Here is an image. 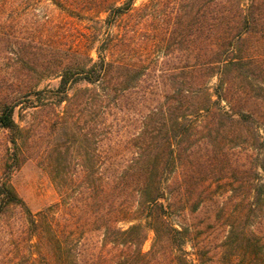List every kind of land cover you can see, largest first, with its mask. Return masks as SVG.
Masks as SVG:
<instances>
[{
    "label": "trees",
    "instance_id": "1",
    "mask_svg": "<svg viewBox=\"0 0 264 264\" xmlns=\"http://www.w3.org/2000/svg\"><path fill=\"white\" fill-rule=\"evenodd\" d=\"M30 1L0 0V264H264V0H185L177 33L181 0H47L77 46ZM38 113L90 157L44 156L60 200L34 213L10 178Z\"/></svg>",
    "mask_w": 264,
    "mask_h": 264
},
{
    "label": "rangeland",
    "instance_id": "2",
    "mask_svg": "<svg viewBox=\"0 0 264 264\" xmlns=\"http://www.w3.org/2000/svg\"><path fill=\"white\" fill-rule=\"evenodd\" d=\"M146 1L147 0H135V6H139L141 3ZM178 4L179 7H177V5L174 6V8H171V6L164 8L165 11H168L167 13L170 17H168V20L166 21L168 24L165 25L177 28L176 33L178 29L181 31L186 24V1L181 0ZM28 6L34 9L46 27H51L50 29L53 33L52 39L54 41L62 44H72L74 46L81 43V33L86 31L82 18L76 14L70 16L54 3L47 0H32ZM163 11L157 15V19L160 18L159 15L162 14ZM155 21L154 23L157 24L158 22L156 23ZM155 24H152L145 29H149L148 31L145 32L144 30L141 32L142 36L148 34L152 35V37H155V35L158 34L162 36L165 32L160 31L157 34ZM158 25L160 26V21ZM164 47L165 44L163 41L158 46L159 50L157 52V56L160 59L176 57L183 60L185 58V52H183L184 50L178 51L177 54L163 55ZM21 114L22 113L17 110V121L21 117ZM26 119L31 125V129L26 133V141H24L22 147L27 159L18 169L13 171L10 180L18 194L24 199L31 211L36 213L41 208L59 202L60 200L56 184L46 167L44 156L51 155L52 158L58 159L61 163V167H59V169L64 168L65 170L68 169L70 171H74L75 169H80V164L82 163L89 165L88 158L90 157V145L88 141H82L80 144L78 141L79 139L76 138L77 130L75 128L60 130L55 126H51V121L49 122L46 120L47 118L45 114L38 113L33 116H29ZM86 129L87 128H84L83 131ZM5 138V132L0 130V152L3 143H5ZM176 205H179V202L174 205L175 216H173V219L177 223L184 221V217H190L187 209L183 211L181 207L179 208V206ZM120 225L122 227H126L128 224L120 223ZM152 238L153 233L148 230L147 237L142 244L143 251H147L150 248ZM185 249L189 256L193 258L191 255V248L186 245Z\"/></svg>",
    "mask_w": 264,
    "mask_h": 264
}]
</instances>
